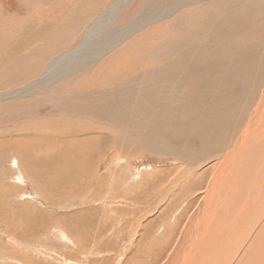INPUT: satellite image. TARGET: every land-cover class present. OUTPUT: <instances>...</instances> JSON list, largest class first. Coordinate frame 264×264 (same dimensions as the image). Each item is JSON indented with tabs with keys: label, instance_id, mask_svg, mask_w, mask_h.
I'll use <instances>...</instances> for the list:
<instances>
[{
	"label": "rangeland",
	"instance_id": "obj_1",
	"mask_svg": "<svg viewBox=\"0 0 264 264\" xmlns=\"http://www.w3.org/2000/svg\"><path fill=\"white\" fill-rule=\"evenodd\" d=\"M32 1L33 0H0V20H5V23L0 25V97L11 91L26 93L27 90L30 91L28 87L26 88L29 83L34 81L40 82L43 81L45 77L52 76L50 79L51 82L42 88L40 87L38 93L32 94L28 92L25 96L9 97L0 100V139H4L7 146L5 149H0V198L3 197L0 199V264H95V261L106 259L109 261L112 260L109 264H122L125 260L124 251L127 249L126 241L129 239V236H131V234H129L130 231H117L115 237H118V233L120 236L114 238L117 239V241L114 239L111 241L107 238L109 232L104 229V225H108L111 221H121V219L118 218L119 215L117 216L112 213L109 214V216L106 215V212L105 214L101 213L102 222L99 220L97 225H95V222H92L90 226L95 228L93 231L90 226H88L89 230L87 228L88 232H92L90 237L96 239V241L84 247V250L80 242V237L82 236V238L85 239L88 236H83L84 233L80 235L78 232L75 234L77 230H74L72 235H69V230L64 225V222L67 225H71L72 229H74L76 224L74 223L72 215H81L76 219V222L79 224L81 221H85L87 216L89 219L92 217L93 213L89 212L90 207H103L105 210L115 206L121 208L125 207V204L121 202L120 199L129 188L133 190L131 191L132 194L136 192L139 184L138 181L140 182L142 174L148 176L151 175L152 172L154 176L157 173L159 174V172L163 173L165 170L172 169L174 165H176L174 155L181 160H185L187 157L194 160L198 157V162L196 163L204 162L205 156L212 155L210 149L207 147L203 156L199 150L195 148L199 140L195 138V136H189V134H187L189 131V129H187L188 123L191 125L197 124L199 128L205 129L213 125L211 121H205L203 115L200 116L199 118H202L199 119V111L195 114L197 116L190 112V107L196 111L197 105L203 107L210 103L208 100H203L201 102L198 100V97L205 96L202 90L204 80L201 79L204 77L203 73L205 76H208L206 75L208 72L205 71L207 70L205 64L209 61L205 60L206 56L203 57L205 55L204 53L207 52H197L195 47L193 48L188 43H191L194 38L188 35L184 42L186 46H189L190 50L183 49L184 42L181 40L182 36L185 38L187 32L196 34L195 38L198 37L199 33L197 32H201V28L195 25L200 24L197 22V19L204 13V10L201 12L200 4L198 5L200 2L194 4L191 0H184V2L183 0H179L180 3L186 4L174 12V15L172 14V16L170 15L153 21H151L152 19L145 20V23H148L142 26L143 30L141 28V30L138 29L132 32L131 35L124 38V42H119L117 47L115 46L112 49H110V47L108 49L103 47V49L101 46H104L106 40L112 39L116 35H126L128 33V27L137 21L138 17L145 14L147 8V10L152 9L146 7L150 0H126V2H124L125 0H103V3L102 0H46L47 5L45 4V6L40 5L43 0H37L36 2L34 1V3ZM158 1L159 0H152V3L150 2V5L155 3L153 9L157 8L156 4ZM117 2H120L118 6L120 7L122 5V7L118 12L116 11V16L112 11L114 3ZM84 3L88 8H86V5L84 6ZM95 7H97V9ZM91 10L93 11L92 13H90ZM49 11L51 14H48ZM71 14H73V16ZM177 16L179 17L177 18ZM187 16L188 18L190 17V19L182 20L185 19V17L187 18ZM93 20L97 23L95 24ZM180 20L184 21L182 29L173 32L172 24ZM186 22L187 25L185 26ZM91 24L93 25L90 26ZM147 25H149L148 28H146ZM154 26H156V29ZM86 32H88V34L85 37ZM140 33L142 34L141 37L139 35ZM118 39L119 38H117V40ZM235 40H240L241 42H236ZM235 40L229 41L230 43L227 42L228 44L223 43L216 46L217 48H212V51L216 50L222 53H219L220 55H215L216 57H221L217 63L214 58L215 56L211 55L212 60L214 59L213 62L215 63V67L210 70L209 74L231 72V76H233V78L228 77V80L226 79L227 83L230 84L231 82V85L228 84V87L225 88L226 90L221 92V98L218 99L219 105L225 100L221 105L222 108L225 109L231 107V101H233L235 97L243 94L244 91L246 94H250L252 91L254 95L257 90V85L252 86L248 78H244L243 75L239 76L240 71H245L247 66H242L240 64L236 65L235 63L237 55L240 53L238 50H248V47L250 45L253 46V44L255 45L256 42L250 44L252 41L246 38H237ZM259 40L258 43L263 41L264 38H260ZM242 41L244 44H242ZM92 44H96V46ZM230 44L231 47H229ZM233 44H238V46L235 47L236 49L233 47ZM89 45H92V47ZM239 46L241 48H239ZM181 49L185 52L181 51ZM212 51L209 50V52ZM223 51H230L231 54L227 52L223 53ZM95 52H99L100 57L92 60L89 55H91V53L93 55ZM198 53L202 54V56H199ZM28 60L33 61L32 64ZM35 60H38V62ZM55 60L54 67L51 66L47 70L48 65L52 64ZM92 61H94L93 64ZM163 61L165 65L161 64ZM27 62L31 65H28ZM184 63H188L186 64L188 66H185ZM77 64L79 65L78 67L82 68H78ZM96 64H98V67ZM126 66L128 67L127 69ZM203 66H205V68ZM132 67L135 68L131 70ZM129 68L131 69L129 70ZM98 71L101 73L100 77L102 78L97 76L96 79V73H99ZM248 71H251V69L249 68ZM60 72L61 75L64 76L60 77L59 75V77H57L56 75ZM65 72H70V74ZM104 73L106 76H109V74L118 75V73L126 75L128 73L127 77L129 78H126V76L123 78L119 77L120 80L116 79V83L109 86L106 82L112 80V78L106 80ZM235 73L239 75H235ZM92 86L93 89H91ZM88 87L91 88L88 89ZM22 88H26L27 90ZM200 90L202 92L201 95L199 93ZM156 93L158 94L155 95ZM160 93L165 94L163 97V99H165H161L156 105L146 107L148 110L153 109L149 113L156 111L155 113H157L158 119L151 120V122L155 123L147 121L137 123L135 126L129 127L131 131H127V133H132L130 135V142L126 143L125 140L118 141L120 144L117 147L125 149L126 153H128L126 156L124 155L125 157L122 154H116V156L112 155L116 152L115 148L112 150V153L105 152L109 144L113 145V141L109 138L111 136L109 132L107 133V129L104 125H101V128L104 126L106 134H99L100 131L97 130L94 134L86 135L91 139L86 147V149L92 150L91 155L93 156L90 155V160L96 162L98 175L106 181L103 189L98 190V197L96 195L93 196L94 194L92 195L93 190L87 192L86 189L82 188L72 194L74 197H72V195L71 198L67 199L63 197L59 199L60 203H54L49 199L52 197L44 194L36 182L33 180L32 182H26L24 180V166L19 161L16 151L12 148L14 144L20 143L13 136L19 132L15 130L16 126L19 124L31 122L29 128L33 129L25 134V138L29 139L33 137L35 142H42L47 139H59L62 135L65 137L64 140H80V136H71L70 134H76L77 129L82 131L84 135L86 134V130H84L86 126L85 121L87 122V120L93 118L95 115L94 112H97V110L92 108H96V105H98L97 108L109 105V107L120 109L122 112L123 109L129 105V102H135V98L136 100L148 102L149 99L155 96L158 97ZM171 93L173 95H171ZM112 95L114 97H112ZM193 98L197 100L195 99V101ZM98 102L100 103L98 104ZM106 102L108 103L104 106ZM237 105H239V103ZM158 106L159 109L156 110ZM142 107H145V105H142ZM163 112H165V114ZM174 112L177 116L173 115ZM58 113L62 115L65 114L62 116ZM161 113H163L165 117ZM55 114L61 116L63 119L53 120L52 116ZM91 116L92 118H90ZM65 118L67 121H65ZM229 119L230 120H224L220 126L221 129L226 130L229 128L228 126L230 123H233L232 117ZM32 131H34V133H32ZM122 132V129H117L115 133L126 137L125 135H127V133L123 132L122 134ZM190 133L194 135L192 132ZM217 134L221 142L225 141L228 136H232L230 131H224L222 133L217 132ZM186 135L188 137H186ZM99 142L105 143L102 144ZM209 143L210 141L207 142L208 145ZM207 144H204V146H207ZM138 145L142 147L139 148ZM47 146L48 148H45L43 153L30 155L29 162L32 166L36 167L40 165L43 167V173H41V175L38 173L36 174L35 170H32L31 174L33 178L44 187L46 192L53 191L62 196L60 188L52 184V180L47 176L48 172L58 171L55 168L54 160L49 159L55 155L57 150L54 153H50L53 149V144H48ZM127 146H129V148ZM140 149L145 150L141 153ZM102 153L104 154L101 159L97 160V157H100ZM35 156L43 157L42 161L33 159ZM82 159L83 158L77 155L75 159L69 161V165L74 161H84ZM208 163L210 162H205V165L202 164L206 167L205 169L211 167L212 164ZM63 167L65 168V165H63ZM69 168L72 167L69 166L66 169L68 170ZM83 172L87 173V170L84 169ZM40 177L42 178L41 180H39ZM152 179L159 180V177L157 175L156 177H152L151 180ZM190 190L193 191V188L190 187ZM121 193L123 195H120ZM134 198L136 199V195ZM62 199L64 200L63 202H61ZM1 200H3V202H1ZM36 210H40L42 214H51L55 218L53 216L48 218L47 216L51 215H45V219L42 216L40 219V215L34 216ZM119 213L122 214L121 210ZM91 220L93 219L91 218ZM173 221L174 220L171 219L168 221L169 224L166 222L167 224L164 223L161 225H158V221L155 222L156 224L154 223L152 225V229L155 233L151 235L153 239H151L148 244L154 245L153 243H162V239L166 237V233H171L168 228L171 226L170 222ZM154 228H156V230ZM106 241L108 242L109 249L114 253L101 251V249H103V244L107 243ZM77 242H79V246ZM81 250L83 251L79 253ZM85 250L88 251L85 252ZM129 255L130 251L128 250L126 256Z\"/></svg>",
	"mask_w": 264,
	"mask_h": 264
},
{
	"label": "bare ground",
	"instance_id": "obj_2",
	"mask_svg": "<svg viewBox=\"0 0 264 264\" xmlns=\"http://www.w3.org/2000/svg\"><path fill=\"white\" fill-rule=\"evenodd\" d=\"M34 1L36 2V0H33L32 2L34 3ZM88 1H91V0H88ZM151 1L152 0H150V2ZM124 2H126V0ZM150 2L148 3L146 7L153 9V6L155 3L150 5ZM191 2L194 4H196L197 2H200L198 3V5L200 4L201 12L204 10V13H203L204 15L202 14L197 19V22L200 24L195 25L196 27L201 28V32H197L199 33L197 38H195L196 34H191L190 32H187V34H185V38L184 36H182L181 40H183V42L186 41V37L188 35L189 37L194 38L192 39L191 43L190 42L188 43L193 48L195 47L197 52L199 51H200L199 53L207 52V53H204L205 55L203 57L206 56L205 60L209 61V62L206 61L207 62L206 64L204 63L207 66V70L205 71L208 72V74L206 73L205 74L208 76H205L203 73L204 77L203 79H201V80H204L203 82L204 84L202 83L203 84L202 90L204 91L205 96L198 97V100L200 102L203 100H208L210 103L209 104L207 103L208 105H205L203 107L198 106V105L197 107L195 106L196 111L190 107V112L193 115H195L196 112L199 111L198 112L199 114L197 113L198 118L203 115V119L207 122L211 121L213 125L210 126L208 129H205V128H199L197 124L191 125L190 123H188L187 129H189L188 131L189 133L187 132V134H189V136H195V138H197L200 141V142L198 141L195 148L198 149L199 152L203 156L205 154V149L207 147L210 149L212 155L210 154L211 156L210 155L205 156L204 162H199V163H196L198 162L197 161L198 157L194 160H191L188 157L185 160H181L180 158L176 157V155H174L176 165H174V167L172 166L173 167L172 169L165 170V172L163 173L159 172V174L157 173L154 176L152 175V172H151V175H148V176H144L142 174V178L140 182L138 181L139 184H138V188L136 189V192L132 194L131 191L133 190L129 188L124 194V196H122V198L119 197L121 198L120 199L121 202L125 204V207L121 208L119 206H115L107 210H105L103 207L101 208L99 207L89 208L88 207L90 209L89 212L93 213L91 217L93 220H91V218L89 219L87 216V218L84 217L86 219L85 221H81L78 224V222H76V219L80 217L81 215L74 214L72 215V218L74 219V223L76 224V227L74 229H72L71 225H67L64 221L63 222H64V225L69 230L68 232L69 235H72L74 230H77L75 234H77L78 232L80 235L84 233L83 236H86V235L88 236L85 239H83L82 236L80 237V242L84 250V247L91 245L94 241H96V239H93L90 237V234L92 232H88L89 230L88 226H90L92 222H95V225H97L99 220L102 222L101 213L105 214L106 212V215H109L112 213L116 214L117 216L119 215L118 218H120L121 221H111L108 225H104V229L107 232H109V234L108 235L106 234V235H107V238H109L111 241L112 239L117 237V236L115 237V235H117V231H120V230H122L123 232L125 230L130 231L129 234H131V236H129V239L126 241L127 249H125L124 251L125 260L123 261L122 264H264V40L258 43V41H260L259 40L260 38H264V0H191ZM102 3H103V0H102ZM119 3L120 2H117V3H114L113 5L114 8H113L112 13L114 15H116L118 10L122 7V5L120 7L118 6ZM40 4H42L41 6H45V4L47 5L46 0L41 1ZM184 4L186 3H180L179 0L178 1L159 0L158 3L156 4L157 8L153 9L152 12H151L152 9L147 10L148 9L147 8L146 9L147 12L145 14H142V15L140 14L141 16L138 17L137 21H135L128 27L127 29L128 33L126 35H121V36L116 35L112 39L106 40L105 44L103 43L104 46H101V47L102 48L106 47L107 49L109 47L110 49L114 48L115 46L117 47L119 45V42H122L126 36L131 35L132 32L138 29L141 30L142 26L148 23V22L145 23V20L152 19L151 21H153L156 19L170 16V15L172 16V14L176 12ZM85 5L86 4L84 3V6ZM86 8H88L87 5H86ZM95 8L97 9V7ZM92 12L93 11L91 10L90 13ZM48 14H51L50 11L48 12ZM71 15L73 16V14ZM178 17L179 16H177V18ZM188 19H190V17L188 18L187 16V18L185 17V19H182V20H188ZM94 22L95 24L97 23L96 21ZM183 22L184 21H181V20L178 22H174L172 24V31L173 32H177V30L180 31L182 29ZM4 23H5L4 19L0 20V25ZM92 25L93 24H91L90 26ZM186 25H187V22L185 23V26ZM148 26L149 25H147L146 28H148ZM154 27L156 29V26ZM122 30H125V29H122ZM87 34L88 32H86L85 37L87 36ZM139 35L140 37L142 36L141 33ZM144 35H145V32H144ZM117 38L119 39L117 40ZM237 38L239 39L246 38L247 40L252 41L250 44L256 42L255 45L254 44L253 46L250 45L248 47L249 48L248 50H245L244 46H243L244 51H242L241 49H240L241 51H239L237 49L238 52H240L241 54L239 53L237 55V59L235 60L236 65L240 64L242 66L245 65L247 67L245 71L243 70L240 71V75L237 73H235V75H239V76L243 75L244 78H248V81L252 86L257 85V90L254 95L252 94V91L250 94H246L244 91L243 94L239 95L238 97H235L234 100L231 101L232 102L231 107L227 106L229 108L225 109V108H222L221 106L225 100L224 101L222 100L223 101V102L221 101L222 104L219 105L218 99L221 98L220 96L221 92H224L226 90L225 88L228 87L229 83H227L226 79L228 77L233 78V76H231V72H223V73H212L211 72L212 74H209L210 70H212L215 67V63L213 62L214 59L212 60L211 55L215 56L216 54L222 53L216 50L212 51V48L219 46L223 43L228 44L227 42L234 41ZM134 41H137V40H134ZM150 41H151V38H150ZM235 41L238 42L240 40H235ZM242 44H244V42ZM92 45L96 46V44H92ZM92 45H89V46L92 47ZM235 45L233 46L234 48L238 46V44L236 46ZM229 47H231V44L229 45ZM184 48L190 50L189 46L188 45L186 46L185 42H184L183 49ZM239 48L241 47L239 46ZM209 50H211L212 52H209ZM181 51L185 52L182 49ZM226 52L223 51V53H226ZM227 53H230V51ZM200 55L202 56V54H199V56ZM89 56L91 57L92 60H95L98 57H100L99 52H95L93 55L91 53V55ZM214 58L217 63L219 62V59L221 57L219 58L215 56ZM28 61H30L31 64L33 62L31 60H28ZM35 61L38 62V60H35ZM55 62L56 60L52 62V64L48 65L47 70L51 66H53ZM93 62L94 61H92V64ZM27 64L29 65L30 63L27 62ZM161 64H164V61ZM184 64L185 66H188L186 65L188 63H184ZM96 65L98 67V64ZM78 66L79 65L77 64V67ZM203 67L205 68V66ZM78 68H82V67H78ZM127 68L128 67L126 66V69ZM134 68L133 67L132 69L129 68V70L130 69L133 70ZM249 68L251 69V71H248ZM47 70H46V73H47ZM61 71H64V70H61ZM65 73L70 74V72H65ZM100 74H101L100 72L96 73V79H97V76L100 77ZM121 74L123 73H118V75L109 74V76H106L104 73V75L106 76V80H109L112 78V80H109L106 83L109 86L110 85L112 86L116 83V79L120 80L119 77L123 78L126 76V78H129L127 77L128 73L126 75H121ZM59 75L60 77L64 76V75H61V72L56 76L59 77ZM51 78L52 76L45 77L44 80L40 82H37V81L31 82L26 86V88L28 87L30 91H28L26 88H22L24 90H27L26 93H18L15 91L13 92L11 91V92H8L4 96L2 95L0 97V100L9 98V97L11 98V97H16V96L17 97L25 96V94H27L28 92H31L32 94L38 93L40 87L42 88L51 82L50 81ZM122 81H125V80H122ZM242 83H243V80H242ZM229 85H231V82ZM93 86L92 88L88 87V89L89 88L93 89ZM170 86H171V83H170ZM20 92H23V91H20ZM158 93H156L155 95H157ZM199 93L200 95L202 94L201 90ZM165 94L160 93L158 97L155 96L154 98L149 99L148 102H145L142 100H136L135 98L134 99L135 102H129V105L126 106L122 112L120 109H116V108L114 109L111 106L109 107V105L105 106L107 105L108 102H106V104L104 103L105 107L100 106L99 108H97L98 105H96V108H92V109L97 110V112H94L95 115L93 116V118L91 116L90 118L92 119L87 120V122L85 121L86 126L84 130H86V134L84 135V133L80 131L79 129H77L76 134L75 133L70 134L71 136H74V135L80 136L81 137L80 140H77V139L64 140L65 137L64 135H62L59 139H54V140L47 139L42 142L41 141L35 142L33 137L29 139L25 138V134L29 133L30 130L33 129V128H29L31 126V122L19 124L15 128V130H18L19 132L14 134L13 136L20 143L14 144L12 148L16 151L19 161L24 166V169H25V171L23 169L24 180L26 182H32V180L36 182L40 186L44 194H46L49 197H52L49 199L54 203H60L59 199L63 197H65L66 199L71 198V195L74 192H77L82 188L86 189L87 192L93 190L92 195L94 194L93 196L95 195L97 196L98 190L103 189V186L105 185L106 181L105 179H103L101 176L98 175L96 162L94 161L92 162L90 160L91 158L90 155L92 154V150H88L86 149V147L89 144L88 143L89 140L91 139H89V137H87L86 135L94 134L97 130L100 131L99 134L101 133L106 134V131L107 133L109 132L111 136L109 138L112 139L113 145L109 144L106 147L105 152L112 153V150L115 148L116 152L115 154H112V155L116 156V154H122L123 156L124 155L126 156V154H128L126 153V150L117 147L120 144V142L118 143V141L125 140L126 143L130 142L131 140L130 135L132 133H127V131H131L129 130V127L135 126L137 123H140V122H146V121L151 122L152 119L153 120L158 119L157 113H155L156 111L153 113H149L153 109L148 110L146 109V107L158 104L159 101L163 99ZM171 95L173 94L171 93ZM112 97L114 96L112 95ZM191 100H192V97H191ZM99 103L100 102H98V104ZM238 103L240 107L239 105H237ZM142 105H145V107H142ZM166 108L168 109V106ZM158 109H159V106L157 107L156 110ZM167 109H164V110H167ZM163 113L165 114V112ZM59 115H62V114H59ZM173 115H176L175 112ZM188 115L189 114L187 113V116ZM230 117H232L233 123H230V125L228 126L229 127L228 129L226 130L221 129L220 126L222 125L224 120H230L229 119ZM52 118L53 120H61L62 117L55 114L52 116ZM65 121H67L66 118H65ZM109 121L112 123H110ZM151 123H155V122H151ZM101 125H104L107 130L105 131L104 126L103 128H101ZM219 128H220V131H219ZM117 129H122L123 132H126L127 135L124 134L126 137H123L122 135H117L115 133ZM224 131L225 132L230 131L232 133V136H228V137L226 136L227 139L221 142L219 140L220 138L217 132L222 133ZM190 132H192L194 135H192ZM32 133H34V131H32ZM186 137L188 136L186 135ZM103 139H106V138H103ZM209 141L210 143L208 145L207 142ZM105 142H99V143L104 144ZM48 144H53V149L50 153H54L57 150L55 155L49 159L54 160L55 168L58 171L48 172L47 176L52 180L51 181L52 184L60 188V192L62 196H60L59 194L53 191L46 192L44 190V187L41 186L33 178L31 174V171L35 170L36 174L38 173L41 175V173H43V167L40 165H37L36 167L32 166L31 163L29 162L30 155L31 154L36 155V154L43 153V150L45 148H48L47 146ZM204 144H207V146H204ZM127 147L129 148V146ZM141 147L142 146H139V148ZM5 148H7L6 141L4 139H0V149H5ZM143 150L145 149H140V152L142 153ZM103 154L104 153H102L100 157H97V160L101 159ZM77 155L83 158L82 160L84 161H78V162L74 161L71 165H69V161H72L73 159H75V156ZM33 159H35L36 161H42L43 157L35 156L33 157ZM205 162H210L212 164L211 167L205 169L206 168L204 166ZM63 165H65V168L63 167ZM69 166L72 168H69L67 170L66 168ZM84 169L87 170V173L83 172ZM157 175L159 177V180L158 179L151 180L152 177H156ZM140 176H141V173H140ZM41 179L42 178L40 177L39 180ZM190 187L193 188V191L190 190ZM120 195H123V194L121 193ZM135 195H136V199L134 198ZM72 197L74 196L72 195ZM63 201L64 200L62 199L61 202ZM1 202H3V200H1ZM120 210L122 214L119 213ZM37 215H40V219H41V216L44 217L45 219L46 218L45 215H51V214H42L40 210H36V213L34 214V216H37ZM52 216L53 215L47 216V217L51 218ZM171 219L174 220L173 222H170L171 226L170 228H168L170 229L171 233L169 232L166 233V237L164 236L166 239L165 238L162 239L163 244L153 243L154 245H149L148 242H150V240L153 239L151 238V235L152 234L154 235L155 233V231L152 229V225L157 221H158V225H161V224H164L170 221ZM90 228L92 229V231L93 229H95L93 228V226H90ZM154 229L156 230V228ZM119 236L120 235L118 233V237ZM114 240L117 241V239H114ZM78 243L79 242H77V244ZM83 250H81L79 253H81ZM128 250L130 251V255L126 256V253L128 252ZM87 251L85 250V252ZM101 251L102 252L106 251L108 253H114L112 252L111 249H109L108 242L103 244V249H101ZM111 262L112 260L109 261L108 259H106L102 261H95L94 263L95 264H109Z\"/></svg>",
	"mask_w": 264,
	"mask_h": 264
},
{
	"label": "crops",
	"instance_id": "obj_3",
	"mask_svg": "<svg viewBox=\"0 0 264 264\" xmlns=\"http://www.w3.org/2000/svg\"><path fill=\"white\" fill-rule=\"evenodd\" d=\"M37 1V0H36ZM39 1V0H38ZM40 5H42V4H40Z\"/></svg>",
	"mask_w": 264,
	"mask_h": 264
}]
</instances>
